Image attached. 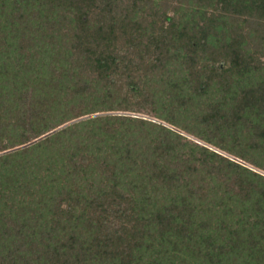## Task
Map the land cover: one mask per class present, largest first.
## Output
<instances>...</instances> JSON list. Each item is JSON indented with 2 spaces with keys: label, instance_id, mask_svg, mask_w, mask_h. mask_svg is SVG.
Masks as SVG:
<instances>
[{
  "label": "trees",
  "instance_id": "trees-1",
  "mask_svg": "<svg viewBox=\"0 0 264 264\" xmlns=\"http://www.w3.org/2000/svg\"><path fill=\"white\" fill-rule=\"evenodd\" d=\"M263 60L264 0H0V264H264Z\"/></svg>",
  "mask_w": 264,
  "mask_h": 264
},
{
  "label": "rangeland",
  "instance_id": "rangeland-1",
  "mask_svg": "<svg viewBox=\"0 0 264 264\" xmlns=\"http://www.w3.org/2000/svg\"><path fill=\"white\" fill-rule=\"evenodd\" d=\"M264 63V60L262 61ZM183 66L181 65H177V68L178 71H180V69H182ZM163 105H161L160 108H162ZM99 116H103V115H106V114H113V115H125V116H132V117H137V118H143V119H146V120H150V121H153V122H159L161 123L162 121L158 118V114L156 112H154L151 108V106H147V107H142V108H139V107H134V108H128L126 110H119L117 108H115L114 110H112L111 112L109 111H105V112H99L97 113ZM77 122V121H76ZM74 122H70L68 124H66V126L70 125V124H73ZM164 123V122H162ZM172 129L176 130L177 132H179L183 137H185L184 139V142L188 141L190 143H199L200 145L202 146H206V147H209L210 149L212 150H215L217 152H220L221 154H224L226 156H229L227 155L226 153L220 151L219 149H216L214 146H211L207 143H205L204 141H201L200 139L192 136L191 134L181 130V129H175L173 128L172 126H170ZM230 157V156H229ZM232 159H234L235 161L241 163L242 165L246 166V167H249L250 169L256 171L257 173L261 174V175H264V169L263 168H259L257 166H254L251 164V162H246V161H243L235 156L233 157H230Z\"/></svg>",
  "mask_w": 264,
  "mask_h": 264
}]
</instances>
